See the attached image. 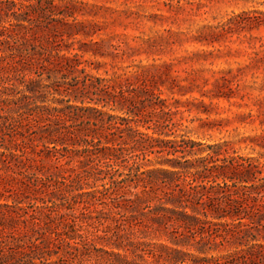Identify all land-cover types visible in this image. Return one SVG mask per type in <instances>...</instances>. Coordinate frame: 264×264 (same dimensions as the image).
I'll return each mask as SVG.
<instances>
[{
    "label": "trees",
    "instance_id": "1",
    "mask_svg": "<svg viewBox=\"0 0 264 264\" xmlns=\"http://www.w3.org/2000/svg\"><path fill=\"white\" fill-rule=\"evenodd\" d=\"M7 29H0V40H7ZM37 83L35 77L0 81V264L235 263L233 255L201 256L179 246L198 244L206 254L227 231L223 226L243 222L241 212L220 207L240 203L231 190L239 182H252L251 199L263 198L264 184L255 181L264 178L251 159L218 158L222 144L197 150L184 136L141 130L145 123L132 105L129 116L99 108L113 102L123 109L130 100L132 88L122 78L86 79L81 88L65 80L76 94L56 100L62 105L48 103ZM52 87L62 93L60 81ZM86 96L97 106L71 103ZM79 120L97 128L74 127ZM125 151L120 174L108 178L102 158L117 161ZM45 158L55 161L45 165ZM203 171L211 176H190Z\"/></svg>",
    "mask_w": 264,
    "mask_h": 264
},
{
    "label": "rangeland",
    "instance_id": "2",
    "mask_svg": "<svg viewBox=\"0 0 264 264\" xmlns=\"http://www.w3.org/2000/svg\"><path fill=\"white\" fill-rule=\"evenodd\" d=\"M4 27L0 81L35 77L47 102L62 105L56 100L76 94L65 80L81 88L86 79L116 84L122 78L132 88L130 100L123 109L113 102L99 108L129 116L132 105L145 123L141 130L184 136L197 142V150L222 144L218 158H249L264 178V0H0ZM56 80L61 94L52 87ZM84 98L71 103L97 106ZM74 127L97 125L79 120ZM129 155L102 158L108 178L120 174ZM190 176L201 181L211 171ZM251 183L231 188L239 204L220 205L241 212L243 222L223 226L227 231L207 245L206 254L198 244L179 247L201 256L233 255V264H264V195L251 199ZM151 238L171 244L167 237Z\"/></svg>",
    "mask_w": 264,
    "mask_h": 264
}]
</instances>
